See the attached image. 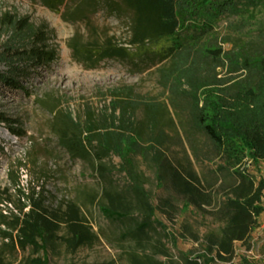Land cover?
I'll return each instance as SVG.
<instances>
[{
    "label": "trees",
    "instance_id": "obj_1",
    "mask_svg": "<svg viewBox=\"0 0 264 264\" xmlns=\"http://www.w3.org/2000/svg\"><path fill=\"white\" fill-rule=\"evenodd\" d=\"M120 1L134 14L128 44L137 50L136 56L164 62L157 69L159 84L168 93V102L189 145V138L195 134L203 138L208 148L205 155L213 156L208 161L212 170L209 176L200 178L189 160L180 165L166 159L159 149L166 139L164 131H160L162 107L151 98L134 95L129 87L108 91L99 119L89 107L84 123L72 119L70 113L63 114L73 131L68 133L63 128L58 132L60 147L74 159L94 154L98 162L109 156L123 162L130 179L128 192L106 191L105 205L99 207L108 221L135 220L124 234V239L133 244L132 251L125 254L124 264H252L244 257L235 261V244L251 250L252 232L264 213V178L251 171H258L264 162V33L257 39L250 38L245 23L237 22L232 37L225 41L235 46L227 51L218 46L214 31L221 18L256 10L264 6V0ZM1 35L5 39L0 45V65L6 70L0 72V83L10 89L21 90L19 80L25 72L44 67L56 57L46 44L47 32L34 28L28 18L3 15ZM70 48L73 58L84 63L130 55L129 49L113 45L102 49L74 41ZM139 107L147 118V132L135 124L131 115ZM0 125L19 137L1 114ZM144 145L153 152L159 181L168 183L186 207L209 209V217L218 224L216 231L203 237L198 254L179 252L178 258L172 259L162 241L150 235L157 229L167 231L155 217L161 212L173 222L174 208L168 202L165 209L170 211L163 213L152 205L142 187L131 157L144 155ZM191 148L195 160H200L198 149ZM13 224L11 232L4 234L5 239L21 251L29 248L43 254L28 259L27 264H49L47 245L61 226L66 230L63 243L72 252L92 246L97 238L73 203L58 214L30 197ZM187 237L199 241L187 227L179 238L169 234L168 239L177 250L178 239Z\"/></svg>",
    "mask_w": 264,
    "mask_h": 264
},
{
    "label": "rangeland",
    "instance_id": "obj_2",
    "mask_svg": "<svg viewBox=\"0 0 264 264\" xmlns=\"http://www.w3.org/2000/svg\"><path fill=\"white\" fill-rule=\"evenodd\" d=\"M5 14L28 18L34 28L47 32L46 44L55 51L56 57L44 67L25 72L19 80L21 90L0 83V114L19 135H12L5 125H0V264H27L28 259L43 255L33 253L29 248L21 251L4 237L5 233L11 232L10 227L20 215V208L30 197L58 214L65 211L68 203L75 204L97 236L92 246L72 252L63 243L66 230L61 226L47 245L49 264H106L111 261L124 264L126 252L133 249L124 234L135 220L108 221L99 207V204L105 205L106 191L128 192L130 179L124 172L123 162L116 156L98 162L94 154L84 159L72 158L59 144L60 130L73 131L62 115L70 113L72 119L84 123L89 107L94 111L95 119H99L98 113L106 106L108 91L129 87L134 90V95L146 100L151 98L162 107L160 131H164L166 139L159 149L166 159L180 165L189 160L195 173L203 178L212 170L213 165L208 161L213 160V156L205 155L208 148L200 135L189 138V145L168 102V93L159 84L157 69L164 62L136 56L137 50L128 44L134 14L120 0H0V18ZM237 22L245 23L247 33H250L248 37L257 39L256 36L264 33V6L246 10L236 17L221 18L214 31L220 48L227 51L234 48V44L225 41L232 37ZM4 39L1 35L0 45ZM74 41L94 48L103 49L109 45L127 48L130 55L124 59L84 63L73 58L70 44ZM5 70L6 67L0 65V72ZM131 115L135 124L147 132L144 109L136 108ZM144 146V155L131 157L142 187L152 205L163 213L170 211L165 209L168 202L174 208L171 211L173 222L157 212L155 218L167 231L157 229L150 235L154 240L162 241L172 259H177L179 252L198 254L203 237L216 231L218 224L209 217V209L201 211L186 207L168 183L159 181L153 152L149 146ZM191 146L198 149L200 160H195ZM251 171L264 178V162L258 171ZM262 202L264 205V200ZM184 227L191 229L199 241L189 237L178 239V249H173L168 236L172 234L179 238ZM250 246L251 250L246 251L240 244H235V261L238 263L244 257L252 264H264V213L252 232Z\"/></svg>",
    "mask_w": 264,
    "mask_h": 264
},
{
    "label": "built area",
    "instance_id": "obj_3",
    "mask_svg": "<svg viewBox=\"0 0 264 264\" xmlns=\"http://www.w3.org/2000/svg\"><path fill=\"white\" fill-rule=\"evenodd\" d=\"M263 200H264V197H263Z\"/></svg>",
    "mask_w": 264,
    "mask_h": 264
}]
</instances>
